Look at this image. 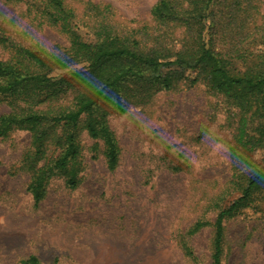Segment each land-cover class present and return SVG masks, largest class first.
<instances>
[{
    "label": "rangeland",
    "instance_id": "rangeland-1",
    "mask_svg": "<svg viewBox=\"0 0 264 264\" xmlns=\"http://www.w3.org/2000/svg\"><path fill=\"white\" fill-rule=\"evenodd\" d=\"M63 1L87 41L105 25L148 46L160 37L171 51L187 37L182 26L167 28L153 19L151 8L158 0ZM45 2L0 0V16L4 4L13 5L8 10L19 12L66 51L70 38L42 16ZM213 13L214 48L230 60L231 70L242 72L256 62V57L243 54L260 48L264 0H216ZM1 24L13 46L30 47L10 25ZM15 54L0 45V61ZM166 71L161 67L160 72ZM149 92L147 101L107 116L119 146L116 168L107 167L102 141L80 129L77 185L71 187L62 175L51 176L37 205L23 160L31 148V133L15 129L0 138V264H23L30 255L38 264L212 263L216 214L240 195L231 184L237 109L204 77L194 84L179 80L168 89L156 84ZM72 97L68 92L45 108L54 113L73 107ZM8 111L6 99H0V115ZM206 133L217 141L215 148L205 142ZM165 135L189 155L166 146ZM59 151L50 145L45 162ZM253 155L260 161L264 148ZM197 219L208 224L190 233ZM221 263L264 264V188L254 193L248 207L225 220Z\"/></svg>",
    "mask_w": 264,
    "mask_h": 264
},
{
    "label": "trees",
    "instance_id": "trees-1",
    "mask_svg": "<svg viewBox=\"0 0 264 264\" xmlns=\"http://www.w3.org/2000/svg\"><path fill=\"white\" fill-rule=\"evenodd\" d=\"M215 1L158 0L152 6V17L159 25L182 26L187 33L180 47L171 51L160 37H154V44L148 46L136 38L114 34L108 25L97 30L94 40H84L77 32L74 13L64 1L46 0L42 16L49 23L59 25L70 38L65 51L67 58L86 68L78 78L52 75L63 69L48 64L36 49L13 46L0 23V45L11 47L16 53L11 60L0 61V99H6L10 107V111L0 115V138L15 129L31 133V148L23 160L31 173L28 189L35 205L44 197L45 184L51 176L62 175L71 187L77 185L80 129L102 141L107 167L115 169L119 146L107 123L108 114L125 112L130 105L147 101L150 88L156 84L168 89L176 81L194 84L204 77L212 90L237 109L231 146L234 164L231 184L232 190L240 195L221 208L213 222L211 264H222L225 220L248 207L254 193L264 188V177L261 180L248 175L242 177L245 168L240 167L245 161H255L253 153L264 148V32L260 36V48L243 54L256 57V62L242 72L231 70L230 60L216 51L213 44ZM161 67H167V71L160 72ZM149 74L154 76L149 78ZM87 77L101 83L103 89L90 87L85 82ZM68 92L73 94V107L59 108L54 113L45 108ZM50 145L60 151L45 162ZM207 224L208 221L197 219L189 231L197 232ZM185 253H189L186 244ZM22 263L38 264V259L30 255Z\"/></svg>",
    "mask_w": 264,
    "mask_h": 264
},
{
    "label": "clouds",
    "instance_id": "clouds-1",
    "mask_svg": "<svg viewBox=\"0 0 264 264\" xmlns=\"http://www.w3.org/2000/svg\"><path fill=\"white\" fill-rule=\"evenodd\" d=\"M3 6L5 7V13L0 16V23L10 25L11 30L30 47L36 49L37 54L48 64L63 69L61 76L78 78L79 74L86 71L84 66L73 63L67 58L64 48L55 41L48 39L43 32L26 20L19 12L8 10L13 5L6 3ZM85 82L97 91L103 89V85L99 82H94L91 77L85 78ZM204 139L210 146L216 147L217 141L208 133L205 134ZM164 142L166 146L176 148L175 142L167 135L164 136ZM221 150L228 152L227 147H223ZM176 152H182L185 157L189 155V152L185 149L176 148ZM262 162H264V157L260 161H245L240 167L245 168L246 175L261 180V177H264V166H260Z\"/></svg>",
    "mask_w": 264,
    "mask_h": 264
}]
</instances>
